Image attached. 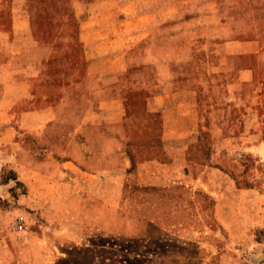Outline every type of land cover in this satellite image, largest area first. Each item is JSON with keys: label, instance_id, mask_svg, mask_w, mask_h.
<instances>
[{"label": "rangeland", "instance_id": "374dc122", "mask_svg": "<svg viewBox=\"0 0 264 264\" xmlns=\"http://www.w3.org/2000/svg\"><path fill=\"white\" fill-rule=\"evenodd\" d=\"M144 1L2 0L0 30L6 36L0 39L9 48L14 43L17 62L35 63L38 75L46 79L39 88L50 93L52 87V103L59 108L67 100L76 109L98 105L92 80L106 75L109 61L117 59L126 85L121 94L127 98L121 106L123 121L116 123L117 129H124L118 133L117 167L126 152L150 154L160 146L155 141L142 147L129 136L132 115L143 112L146 97L178 91L181 124L198 134L204 161L221 168L237 187L264 195V0H181L175 17L164 20L149 36H134L130 32L138 33L142 22L125 20V15L140 12ZM243 39L250 41V53L226 54L215 44ZM205 40L212 41L209 51L190 50ZM0 46L4 47L1 41ZM5 57L0 54V59ZM203 63L210 71L206 76L211 93L222 95L223 111L208 116L200 127L189 97ZM245 68L250 71L248 80L235 81L238 70ZM155 117L139 119L151 126L158 124ZM150 139L157 135L150 134ZM14 175L12 169H4L1 179ZM120 186L116 204L143 220L139 233L130 237L94 230L96 221L83 217L67 237L66 230L48 220H77V209L31 210L18 204L28 193L27 184L16 182L7 194H0V264H264V251L257 243L264 241V229L223 237L225 231L206 194L191 195L179 186L129 184L121 194ZM19 216L25 220L22 229L15 223ZM147 219L157 225L147 224Z\"/></svg>", "mask_w": 264, "mask_h": 264}, {"label": "crops", "instance_id": "0c3cea01", "mask_svg": "<svg viewBox=\"0 0 264 264\" xmlns=\"http://www.w3.org/2000/svg\"><path fill=\"white\" fill-rule=\"evenodd\" d=\"M180 1L145 0L140 12L135 14L130 10L133 12L125 15V20L142 22L137 28L138 33H130L149 36L163 25L164 20L175 17ZM4 36L6 31L0 30V37ZM0 41L4 44V47L0 46V54L6 56L0 59V194H7L8 188L23 182L27 184L28 193L22 194L18 204L23 203L41 213L50 207L59 206L63 213L76 208L80 214L77 220H48L56 222L60 230H66L64 236L67 237L72 236L68 230L78 226L83 217L96 221L94 230L130 237L139 233L144 226L143 220L136 219L128 211L126 214L123 207L116 204L120 184L121 194L124 184L179 186L191 195L197 191L206 194L225 231L223 237L229 239L264 229V195L254 188L237 187L221 168L204 161L199 151L198 134L193 133V127L181 124L182 102L178 91L146 97L143 112L132 115L129 136L134 144L142 147H151L155 141L160 146L150 154L147 150L140 155L126 152L117 167L118 133L124 129H117L116 123L123 121L125 113L121 106L126 98L121 94L126 85L117 59L109 61L104 71L106 75H98L92 80L98 105L76 109L70 107L67 100L59 108L52 103L53 88L48 89L50 93L39 88L38 83L46 79L38 75L35 63L20 64L14 59L18 52L11 48L14 43L9 48V43ZM107 41L113 42L111 38ZM211 43V40H205L191 46L190 50L203 54L209 51ZM215 44L222 46L226 54L250 53V41L246 39L217 41ZM228 48L231 50L227 51ZM9 53L13 55L9 57ZM249 72L247 68L238 70L234 80H248ZM206 74L210 75V71L203 63L195 92L189 97L193 107L190 110L200 127L208 116L223 111L222 95L211 93V81ZM143 115H155L158 124L143 123L139 119ZM150 134H156L157 139H150ZM4 169H12L14 177L1 179ZM146 223L157 225L149 219ZM210 232L216 236L215 230ZM257 243L264 251V241ZM212 248L218 251L215 246ZM259 254L258 257L263 252Z\"/></svg>", "mask_w": 264, "mask_h": 264}, {"label": "built area", "instance_id": "2783aa9c", "mask_svg": "<svg viewBox=\"0 0 264 264\" xmlns=\"http://www.w3.org/2000/svg\"><path fill=\"white\" fill-rule=\"evenodd\" d=\"M16 227H18L19 229H22L25 225V220L23 219V217L22 216H19V217H17V219H16Z\"/></svg>", "mask_w": 264, "mask_h": 264}, {"label": "trees", "instance_id": "16d2710c", "mask_svg": "<svg viewBox=\"0 0 264 264\" xmlns=\"http://www.w3.org/2000/svg\"><path fill=\"white\" fill-rule=\"evenodd\" d=\"M214 166H216V165H214Z\"/></svg>", "mask_w": 264, "mask_h": 264}]
</instances>
